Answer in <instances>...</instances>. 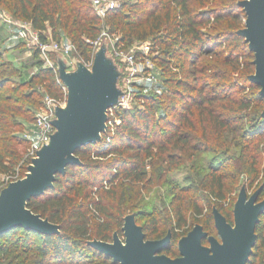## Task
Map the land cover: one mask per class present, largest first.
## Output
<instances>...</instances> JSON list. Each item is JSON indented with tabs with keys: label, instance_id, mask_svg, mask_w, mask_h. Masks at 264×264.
Returning a JSON list of instances; mask_svg holds the SVG:
<instances>
[{
	"label": "trees",
	"instance_id": "obj_1",
	"mask_svg": "<svg viewBox=\"0 0 264 264\" xmlns=\"http://www.w3.org/2000/svg\"><path fill=\"white\" fill-rule=\"evenodd\" d=\"M239 1L122 0L101 20L89 0H0L13 16L30 22L42 41L47 40L43 33L47 28L56 40L63 31L85 62L93 56L91 42L103 29L101 21L108 34L118 35L116 45L122 49L136 41H149L151 52H158L153 58L162 68L166 87V92L157 96L158 103L149 95L140 99L142 108L134 112L118 110L119 122L114 129L108 128L100 141L76 150L80 165L67 166L64 174L56 176L52 188L27 201L33 213L59 226L58 234L15 227L0 239L17 230L28 241L30 235H38L41 244L36 249L37 259L29 264H62L68 260L118 264L88 242H111L114 233L122 235L132 196L138 198L146 186L163 178L183 158L206 152L218 157L235 148L237 157L233 154L217 161L200 179L207 197L218 203L214 208L231 223L225 208L227 195L232 192L226 181L231 178L227 170H242L251 185L259 176L256 142H264V98L249 78L254 73V56L237 34L245 19ZM37 55L34 51V57ZM38 66L33 77L20 82V77L15 79L19 69L1 60L0 52V174L11 173L23 158L18 145L24 141L16 133L23 120H33L45 95L65 97L55 70L42 67L41 61ZM36 80L43 86L42 92L30 86ZM25 161L18 179L25 176L31 162L29 158ZM258 188L259 200L264 196V183ZM172 194L169 209L175 229L186 224L189 207L196 216L201 215L205 207L201 196L194 195L185 203L181 190ZM132 215L137 224L136 215ZM155 221L152 217L150 223L139 225L145 239L163 238ZM200 225L208 235L217 237L212 212ZM169 231L170 243L162 253L176 257L178 250L171 251L170 246L177 233ZM255 233L257 240L247 264H257L258 250L264 246V212ZM15 246L0 245V264L28 263L29 248L13 251Z\"/></svg>",
	"mask_w": 264,
	"mask_h": 264
},
{
	"label": "water",
	"instance_id": "obj_2",
	"mask_svg": "<svg viewBox=\"0 0 264 264\" xmlns=\"http://www.w3.org/2000/svg\"><path fill=\"white\" fill-rule=\"evenodd\" d=\"M237 5L245 14L244 27L237 34L254 56V73L249 78L264 98V0H241ZM57 73L66 88L65 106L55 109V132L37 151L25 176L0 190V236L15 227L46 235L59 233V226L33 213L27 201L52 188L56 176L64 174L67 166L80 165L76 150L101 140L108 110L118 103L119 73L106 58L103 46L94 53L90 68L80 63L75 71L67 72L58 61ZM261 116L264 118V109ZM260 190L247 196L245 189H240L231 223L213 208L217 237L195 224L178 240V256L174 258L162 253L171 232L161 239H145L132 214L124 217L123 241L114 233L111 242L94 239L88 245L118 264H247L257 240L256 225L264 212V199L258 200Z\"/></svg>",
	"mask_w": 264,
	"mask_h": 264
},
{
	"label": "rangeland",
	"instance_id": "obj_3",
	"mask_svg": "<svg viewBox=\"0 0 264 264\" xmlns=\"http://www.w3.org/2000/svg\"><path fill=\"white\" fill-rule=\"evenodd\" d=\"M115 1L116 3H119L122 0ZM100 23L101 27L103 28L100 31V34H108L105 28V23L103 21H101ZM21 25L31 27L30 22L16 18L7 9L5 4L0 3L1 60L10 61L11 63H13L19 69V76H17V78L15 79L18 80V77H20L19 81L24 82L29 80L37 73L39 68L38 61L42 62V67L44 66L43 60H41L38 55L37 57H34V51L36 50L33 47H29L25 42L20 41L16 37ZM43 33L46 35V41L48 42L58 41L63 44L67 42L72 43L63 31H61V36L59 40L51 38V30L49 28H47V30ZM100 34L98 35V37L100 36ZM108 35L109 37H100L99 44L96 47H93V55L101 46H103L105 48L106 58L112 61V63L117 69V72L119 73L116 81V86L121 94L118 97V103L115 106L111 107L110 111H108L106 122L107 129H114V126L119 122V117L116 114L118 110L134 112L135 108H142V101L140 99H143L144 96L149 95L154 96L155 103H158L157 96H160L165 93L166 87L163 83L162 68L158 65L157 60L153 58L158 55V52L152 53L151 47L150 51H147L148 53L146 54V57H144L143 60L140 61V63L143 64V69H139L137 73L133 70L131 66L127 64V62H125L126 56L130 54H138L139 56L141 50L146 51L145 49H142V47L144 48L146 44L150 46L151 43L149 41H136L127 48H121L119 50L115 49L113 46L115 45V42H117L119 39L118 35ZM115 50L120 51L119 55L115 54ZM169 56L170 54L166 55V58L169 59ZM49 59L53 63V67L55 68L57 77L58 61H61L65 65L67 72L75 71L77 69L78 64H84L85 62L76 53V49H74L67 57L60 56L59 54L54 52H50ZM147 76H149V80L146 79ZM233 76H236V74ZM30 86L40 92L43 91V86L39 83V80L34 81L30 84ZM161 101L163 102V99H161ZM119 103L122 104V106H120ZM31 123L32 120H23L22 127L16 131L18 136L24 141L22 145H18V150L22 152L23 158L22 160H20L19 164L16 165V167L12 170L11 173L0 174V187H5L8 183L15 181V178L19 177V174H21L25 169L23 166L26 163L25 160L27 158L28 153V143L26 142V138L31 137L32 135ZM256 144L259 145V176L251 185H249L250 178L246 176L242 170L239 172L233 171V167L231 170H227V173L231 175V178L229 177L226 181L229 183L228 185L232 188V192L228 193L227 195L225 201V208L229 211L230 221L233 220V207L240 189L244 188L247 193V196H249L264 183V142L257 141ZM233 154L235 157L238 156V152L235 148L231 151V153L219 154L218 157H216L213 153L206 152L202 153L196 158H183L182 162L177 167L173 168V170L165 173L163 178H161L160 180L156 178L154 180V183L146 186V188L141 191L138 198L134 199L132 196V209L127 214L129 215L134 213L136 215L138 225L148 224L150 223L152 217H154L156 219L155 222L157 231L161 233L162 237L166 235L169 229L173 230V232L177 233V235L176 241L170 246V249L171 251H177V240L180 237L186 235L185 233L190 231L196 223L203 224L206 215L211 213L212 209L218 204L215 200L211 199V201L209 197H207V190L201 188V177L211 165L213 166L216 164L217 161H220L223 158L229 157ZM233 180H235V182ZM246 185H248V187ZM173 188L181 190V194L184 197L185 203L187 201H190L189 199L192 196L194 197V195L201 196L203 198V201L205 202V207L203 208L204 210L202 211L201 215L198 216H196L193 213L191 207H189L186 215V224L183 227L177 229H175L173 226L172 213L169 209V202L171 201L174 195L172 193L175 190ZM262 199H264V196H261L259 198V200ZM208 200L210 201V204H208ZM29 237L30 238L28 241L27 237L24 236V233L20 230H17L11 234H8V236L2 237L0 239V245H17L13 248V251H16L17 248H21L23 246L29 248L30 252L29 254H27V256L29 257L27 264H29L35 259H37L36 249L41 244V238L38 235H30ZM118 237L120 238V240L123 241V235H118ZM258 252L259 255L257 256V264H264V246L259 248ZM167 256L174 258L172 257V253ZM81 261L83 262L82 264H102L100 261ZM62 264L76 263L68 260L66 263Z\"/></svg>",
	"mask_w": 264,
	"mask_h": 264
},
{
	"label": "built area",
	"instance_id": "obj_4",
	"mask_svg": "<svg viewBox=\"0 0 264 264\" xmlns=\"http://www.w3.org/2000/svg\"><path fill=\"white\" fill-rule=\"evenodd\" d=\"M89 2L92 5L96 15L101 19H104L107 13L117 6L115 0H89ZM101 36L109 37V35L106 33L100 34V36L97 37V39L91 42L93 47H96L99 44L100 41L99 39ZM16 37L20 41L25 42L29 47H33L38 52V56L40 57L41 60H43L44 67H49L54 70L55 68L53 67V63L49 59V53L54 52L59 54L60 56L67 57L75 49L73 44L70 42L63 44L58 41H50V42L42 41L40 39L39 33L36 30H34L32 26L28 27L26 25H21ZM116 43L117 42H115V45H113L114 48L120 50L121 48L117 46ZM142 49H145L146 51L141 50L139 56L138 54H130L125 57L126 60L125 62H127V64L131 66L136 73L139 69H143L142 67L143 64L140 63V61H142L143 58L146 57V54L148 53L147 51H150V46L146 44L144 48L142 47ZM119 52L120 51L115 50V54L119 55ZM92 60H93V56L90 61L84 62V65L90 68L92 64ZM149 76H147L146 78L147 80H149ZM57 81L63 86L65 97L63 99L54 98L48 95H45L43 97V104L35 112L34 118L31 123L32 135L31 137L26 138V142L28 143L27 158H29L30 161H32L36 157L37 151L43 145L49 142L51 135L55 132V128L53 126V120L55 119V109L58 107L65 106L66 88L60 82L58 77H57ZM119 105L122 106V104L120 103ZM108 111H110V109ZM30 164L31 162L29 163V165ZM16 180H18V178H15V181Z\"/></svg>",
	"mask_w": 264,
	"mask_h": 264
}]
</instances>
